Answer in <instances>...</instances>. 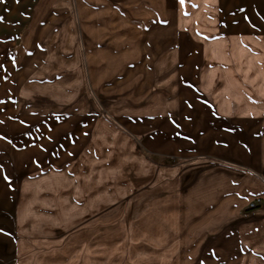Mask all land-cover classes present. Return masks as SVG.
Listing matches in <instances>:
<instances>
[{
  "label": "crops",
  "instance_id": "crops-1",
  "mask_svg": "<svg viewBox=\"0 0 264 264\" xmlns=\"http://www.w3.org/2000/svg\"><path fill=\"white\" fill-rule=\"evenodd\" d=\"M227 1L0 0V247L9 248L0 249V264H29L20 250L25 245L33 253L44 248L41 263L59 258L61 264H76L80 243L74 239L76 255L63 260L56 244L84 224L93 232L94 217L110 207L111 181L105 171L112 165L110 136L105 129L95 131V102L85 91L89 85L84 82L80 39L93 88L127 87L131 81L129 86L139 87L144 84L137 78L143 73L153 76L161 67L174 68L159 62L166 56H218V41L229 37H247L249 48L264 41V0H243V5ZM144 37L150 41L149 71L144 67ZM179 38L204 43L179 53L174 47ZM159 40L164 46L159 47ZM42 56L69 57L76 73L77 95L56 98L60 101L50 111L42 106L45 95L32 96L43 87L34 73L47 71L48 63L38 60ZM38 62L42 66L35 68ZM209 72L204 78L211 80L215 70ZM183 83L177 80L175 85ZM192 100L160 97L148 118L173 127L181 118L198 122L183 135L162 129L163 122L154 123L160 128L146 137L145 150L190 159L183 167L173 163L159 170L142 153L133 154L137 144L130 145L129 157L137 168L149 170L146 177H135L137 185L143 183L138 178L153 183L165 172L169 201L162 214L152 207L148 223L136 225L135 232L150 240H138L136 248L152 252L159 245L168 253L177 248L176 264H264V176L218 162V97L209 104L201 95ZM62 103L73 107H57ZM253 151L250 147L247 154L252 164ZM98 169L102 171L96 175ZM256 198L262 203L249 208ZM105 245L111 247L110 242Z\"/></svg>",
  "mask_w": 264,
  "mask_h": 264
},
{
  "label": "rangeland",
  "instance_id": "rangeland-1",
  "mask_svg": "<svg viewBox=\"0 0 264 264\" xmlns=\"http://www.w3.org/2000/svg\"><path fill=\"white\" fill-rule=\"evenodd\" d=\"M227 2L231 5H243V0H228ZM246 38L242 40L229 37L219 40L218 56L194 55L186 57L183 54H177L173 59L170 56L160 57L159 62L161 64L163 62L169 63L170 67L173 63L174 68L161 67L159 74L153 76L151 74L146 76L147 73H143V76L137 78L139 81L142 78L140 81L144 84L142 86H129L134 84V81H131L127 82L129 84L127 87L115 89L93 88L89 70L86 68L87 58L86 55H83L80 39V52L82 53L80 58L82 63L85 62L86 65L84 66V82L90 86L85 91L89 92L90 97L95 102V131L105 129V132L110 136L109 155L110 165H112L109 170L105 169V171L106 176L110 175L109 186L112 198L110 207L94 217L93 232L90 230L87 232V226L84 224L79 231L66 233L60 244H56L57 254L61 255L62 260L64 257L70 258L74 253L75 249L72 244L74 245L75 239V244L76 242L80 243V251L75 260L76 264H156V261H160V264H176L177 248H170L169 253L166 247L159 245L154 247L152 252L147 251L148 249L136 248L138 240L143 241L142 243L150 242L148 238H145V233L142 236L141 233L135 232L136 225L145 224L150 219L152 207L158 209V213L162 214L163 210H167L169 201L166 199L168 184L166 183L165 172L161 173L158 181H153V183L146 182L145 178H138L143 183L137 185L135 177L141 175L146 177L145 173L148 174L149 170L143 169L141 172L137 168L138 165L129 155L130 145L132 143L137 144L138 148H135L133 154L142 153L146 161L150 164L153 163L159 170L165 171L173 163L183 167L190 159L156 155L145 150L147 148L145 145L148 143L146 137L160 128L154 123L163 122L162 129L175 131L181 135L198 125L196 120L182 119L181 113L178 115L181 119L175 121V127L167 126L165 120L153 121L148 119L151 113L155 111L157 104L154 102L158 101L160 97L183 96L189 101H193V97L201 95L206 98L208 104L218 97V162L227 166H237L239 169L248 172L252 170L258 177L264 176V41L258 42V44L254 43L251 45L253 48H249L245 42V40L247 41ZM149 42L145 37L142 39L143 51L146 54L143 56L144 67L148 71L152 69V65L148 64L152 58L147 54V49L150 48ZM200 42L204 43V40ZM200 42L179 38L178 40L175 39L174 47L179 53H183L189 48L191 49L192 46L200 48L202 45ZM162 43L164 41L159 40V47L164 46ZM57 58L38 57L39 62L48 63L45 66L47 71L43 73L34 71L36 79H42L43 87H40L39 93L32 96L45 95L47 103L42 104V106H47L46 110L48 111L54 110L56 107L53 102L60 101L59 99L66 96L73 97L77 95L78 90L75 86L77 81L74 64L71 63L69 57L57 56ZM55 59L58 64H56ZM39 62L34 65L35 68L42 66ZM98 65L100 64L96 66ZM187 66L189 67L187 68ZM195 68H198V72L194 71ZM204 68L215 70L213 78L210 77L211 80L209 77L204 78V74L211 73L209 72L211 70H206L204 73ZM190 70L193 72L190 73ZM171 74L173 76L170 80L162 81L165 80L166 75L170 76ZM188 74L198 75V79L190 80L191 77ZM177 80H180V84L185 82L187 87H185V83H183L184 86L175 85ZM203 80L207 82V86L204 85ZM115 81L111 80L110 83H115ZM146 83L152 85L145 86ZM59 106L66 110L72 108L73 104L62 103L57 107ZM101 117L107 122L103 121ZM167 130L162 131L167 133ZM250 147L254 149L253 164L247 161ZM125 152L128 156L127 159H125ZM121 161H123V165L119 167ZM138 163L140 164V162ZM101 171L102 169L96 170V175H99ZM120 177L122 180H119ZM163 218H166V215ZM172 223L173 221L171 225ZM170 235L172 236V233ZM109 242L111 247L107 248L105 244H109ZM0 249L9 250V248L4 247H0ZM20 250L23 251L22 257L29 264H44V261L40 262L44 256V248L40 249L38 253H33L32 248L25 245ZM89 256L90 261L94 263L87 261ZM57 260L58 262H46V264H61L59 258ZM72 262L65 264H75L74 260Z\"/></svg>",
  "mask_w": 264,
  "mask_h": 264
},
{
  "label": "built area",
  "instance_id": "built-area-1",
  "mask_svg": "<svg viewBox=\"0 0 264 264\" xmlns=\"http://www.w3.org/2000/svg\"><path fill=\"white\" fill-rule=\"evenodd\" d=\"M261 203H262L261 199H260V198H256V199H254L253 201H251V202L249 203V208L257 207V206H259Z\"/></svg>",
  "mask_w": 264,
  "mask_h": 264
}]
</instances>
